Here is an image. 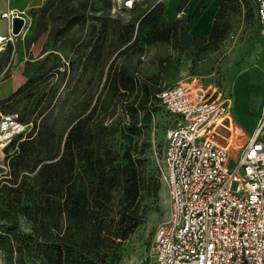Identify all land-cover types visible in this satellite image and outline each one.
Returning a JSON list of instances; mask_svg holds the SVG:
<instances>
[{
    "label": "rangeland",
    "instance_id": "obj_1",
    "mask_svg": "<svg viewBox=\"0 0 264 264\" xmlns=\"http://www.w3.org/2000/svg\"><path fill=\"white\" fill-rule=\"evenodd\" d=\"M189 1L178 10L186 11ZM167 2L0 0L1 31L9 30L2 16L9 3L20 5L25 16L21 32L0 51V117L18 113L26 123L14 140L32 138L43 155L86 170L116 213L139 215V225L104 251V264H156L155 233L171 216L164 151L177 121L161 103V89L196 79L218 87L230 96L233 116L249 135L262 112L264 35L254 1L224 0L214 36L199 34L188 48L151 40L149 21L138 28L142 10L154 8L167 17ZM74 16L79 20L65 29ZM7 155L5 147L0 150V172L9 168ZM132 191L137 194L130 205ZM3 196L1 189L0 226L7 222ZM32 200L23 192L17 204L18 229L30 235L31 246L3 250L6 264L44 261L34 248L41 237Z\"/></svg>",
    "mask_w": 264,
    "mask_h": 264
},
{
    "label": "built area",
    "instance_id": "obj_2",
    "mask_svg": "<svg viewBox=\"0 0 264 264\" xmlns=\"http://www.w3.org/2000/svg\"><path fill=\"white\" fill-rule=\"evenodd\" d=\"M253 1L264 35V0ZM22 12L2 13L9 30L0 32V50ZM159 98L177 121L164 151L171 216L155 233L156 264H264V93L251 135L236 122L230 96L201 79L166 86ZM25 129L18 113H1L0 150ZM5 168L0 187L9 183Z\"/></svg>",
    "mask_w": 264,
    "mask_h": 264
},
{
    "label": "trees",
    "instance_id": "obj_3",
    "mask_svg": "<svg viewBox=\"0 0 264 264\" xmlns=\"http://www.w3.org/2000/svg\"><path fill=\"white\" fill-rule=\"evenodd\" d=\"M208 2L201 0L191 19L171 20L162 11L156 15L152 8L142 10L136 23L139 28L149 21L151 40L188 48L198 36L191 34L190 29ZM224 3L223 0L220 6ZM216 16H220L219 11ZM78 20V16L67 19L64 28ZM215 28L216 22H213L210 33L204 37L214 36ZM146 91L148 93V89ZM15 137L5 150L8 151L9 174L14 176L12 180L19 181L13 183L7 177L9 183L0 187L4 191L1 203L7 212V222L0 226V248L10 254L22 243L31 246L30 235H22L17 220V204L21 194L26 192L33 198L39 213L38 236L41 239L34 248L44 257L41 264H104L107 255L104 251L113 248L119 239L126 238L131 229L139 225V215L134 212L116 213L109 195L99 193L93 176L86 170H78L74 164L66 166L60 160L43 155L32 138L15 141ZM27 171L35 173L30 176ZM30 178L34 180L31 183ZM138 184L140 178L134 187ZM136 194L137 191H132L130 205Z\"/></svg>",
    "mask_w": 264,
    "mask_h": 264
},
{
    "label": "crops",
    "instance_id": "obj_4",
    "mask_svg": "<svg viewBox=\"0 0 264 264\" xmlns=\"http://www.w3.org/2000/svg\"><path fill=\"white\" fill-rule=\"evenodd\" d=\"M201 0H190L189 1V6L187 7L186 11H179L178 7L184 0H168L167 2V7H166V14L168 15V19H173L176 16H179V14L182 12L183 17L190 19L191 14L194 12V10L198 7L199 3ZM220 4V0H209L207 6L203 8L200 16L198 19L194 22L190 29V33L193 35H199V34H208L212 28L214 19H215V14L217 12V8ZM18 9L20 10V5H11L9 3V10H15ZM175 11L176 14H175ZM2 29L0 28V32L3 34H6L7 32L1 31ZM4 50V49H3ZM2 51V50H0ZM14 82V81H12ZM15 84V82L13 83Z\"/></svg>",
    "mask_w": 264,
    "mask_h": 264
},
{
    "label": "water",
    "instance_id": "obj_5",
    "mask_svg": "<svg viewBox=\"0 0 264 264\" xmlns=\"http://www.w3.org/2000/svg\"><path fill=\"white\" fill-rule=\"evenodd\" d=\"M25 23V19L22 16L15 15L13 18V32L19 33Z\"/></svg>",
    "mask_w": 264,
    "mask_h": 264
},
{
    "label": "bare ground",
    "instance_id": "obj_6",
    "mask_svg": "<svg viewBox=\"0 0 264 264\" xmlns=\"http://www.w3.org/2000/svg\"><path fill=\"white\" fill-rule=\"evenodd\" d=\"M128 6H131V5H128Z\"/></svg>",
    "mask_w": 264,
    "mask_h": 264
}]
</instances>
